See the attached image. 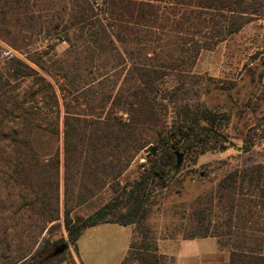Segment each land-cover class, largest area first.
Wrapping results in <instances>:
<instances>
[{
	"label": "trees",
	"instance_id": "trees-1",
	"mask_svg": "<svg viewBox=\"0 0 264 264\" xmlns=\"http://www.w3.org/2000/svg\"><path fill=\"white\" fill-rule=\"evenodd\" d=\"M86 5L74 19L80 30L76 43L67 33L61 39L69 44L67 54L82 57H75L77 61L112 58L111 68L96 70L94 86L83 84L81 70L75 76L60 70L64 82L55 88L16 57L5 59L6 74L0 71V122L17 125L8 127L15 182L37 194L30 205L44 207L47 223H53L51 233L60 225L63 166L62 222L69 244H75L88 228L139 225L147 219L151 193L166 190L178 172L174 153L195 160L227 147L250 149L248 144L228 142L222 128L228 117L201 100L205 79L194 75L192 68L202 51L264 19V0H87ZM27 59L50 74L48 60L40 54ZM26 78L32 79L31 92L20 96L16 90ZM61 106L62 160L59 146L51 155H42L36 146L42 133L60 138ZM47 111L53 117L48 118ZM149 145L160 154L150 158L134 181L121 184L119 178ZM263 169L256 164L235 170L219 181L215 194L198 196L192 211L196 226L184 230L183 239L212 237L230 244L227 264H264ZM106 185L113 193L109 201L87 217H71L85 201L79 197L72 207L71 194H94ZM213 201L217 204L212 206ZM157 250L144 228L140 243L130 245L121 264H160ZM13 264L36 263L26 259Z\"/></svg>",
	"mask_w": 264,
	"mask_h": 264
},
{
	"label": "rangeland",
	"instance_id": "rangeland-1",
	"mask_svg": "<svg viewBox=\"0 0 264 264\" xmlns=\"http://www.w3.org/2000/svg\"><path fill=\"white\" fill-rule=\"evenodd\" d=\"M86 2L0 0V52L4 49L13 50L16 58L42 74L55 88L64 82L60 70H68L70 76H75L81 70L78 74L83 78V84L94 86L92 82L95 81L96 70L103 66L104 69L111 68L114 63L112 58L101 57L92 63L89 60L77 61L75 57H82L67 54L69 44L61 39L67 33L72 43H76L80 30L73 25L74 19L80 7H87ZM45 51L47 54L43 53ZM36 53L45 62L48 60L49 76L27 59V56ZM7 64L8 60L0 58V71L3 74L7 73ZM192 73L205 79L200 86L201 100L210 109L227 115L228 120L222 128L228 142L240 147L248 144L250 149L245 152L227 147L224 151H208L195 160L181 154L178 172L169 187L151 193L147 219L139 225L102 224L85 229L75 244L66 243L67 234L62 222L63 166H60L58 201L60 225L48 233L53 223H47L44 207L40 203L30 205L37 194L14 179L15 160L9 140L11 130L8 127L16 129L17 125L12 124V121L0 122V264L21 263L26 259L36 264H121L130 245L140 243L144 228L149 231L152 242L157 246L161 256L160 264H227L230 244H220L212 237L183 239L182 232L196 226L192 220V211L198 196L215 194L219 181L235 170L249 169L256 164L264 167V19L247 24L212 50L202 51ZM80 78L76 80L82 83ZM31 80H22L16 93L26 96L31 92ZM39 104L42 105L41 102ZM63 114L61 106L59 139L47 133L41 134L36 146L42 155H51L59 146L62 160ZM47 115L48 118L53 117L51 111H47ZM42 117L45 118L44 115ZM14 122H19V119H14ZM149 146L156 148L155 155L146 151ZM149 146L132 160L119 178L121 184L134 181L143 168L148 166L150 158L160 154L156 146ZM79 197L85 201L74 208L72 218L91 215L109 201L113 193L111 187L106 185L102 190H94V194H71L72 207ZM214 204H217L216 201L212 202V206ZM61 238L64 241L60 242ZM63 244L67 248L61 254L49 257Z\"/></svg>",
	"mask_w": 264,
	"mask_h": 264
},
{
	"label": "water",
	"instance_id": "water-1",
	"mask_svg": "<svg viewBox=\"0 0 264 264\" xmlns=\"http://www.w3.org/2000/svg\"><path fill=\"white\" fill-rule=\"evenodd\" d=\"M146 151H149L152 155H155L156 153V148L153 147V146H149ZM180 157H181V154L180 153H177L176 154V163H177V166H179L180 164ZM67 248V246L65 244L61 245L60 247L56 248L52 254V257L54 256H57L59 254H61L65 249Z\"/></svg>",
	"mask_w": 264,
	"mask_h": 264
},
{
	"label": "built area",
	"instance_id": "built-area-1",
	"mask_svg": "<svg viewBox=\"0 0 264 264\" xmlns=\"http://www.w3.org/2000/svg\"><path fill=\"white\" fill-rule=\"evenodd\" d=\"M16 57V53L11 49H4L0 53V58L2 59H11Z\"/></svg>",
	"mask_w": 264,
	"mask_h": 264
}]
</instances>
